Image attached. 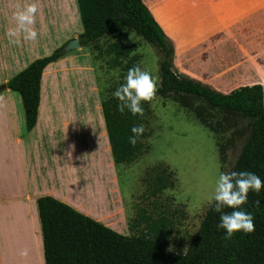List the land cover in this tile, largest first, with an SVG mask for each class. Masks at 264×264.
I'll return each instance as SVG.
<instances>
[{"label":"crops","instance_id":"0c3cea01","mask_svg":"<svg viewBox=\"0 0 264 264\" xmlns=\"http://www.w3.org/2000/svg\"><path fill=\"white\" fill-rule=\"evenodd\" d=\"M143 1L174 41L179 73L225 94L252 85L264 90V0ZM26 2L0 0V264H46L42 197L124 236L146 237L185 254L196 230L185 228L188 216L174 192L176 172L154 161L153 140L170 134L154 124L155 104L165 108L175 102L201 125L209 111L235 127L250 130L252 121L224 115L201 98L162 93L160 68L143 115L118 112L112 93L128 69L139 65L148 71L145 40L120 30L45 68L37 122L28 131L22 96L4 86L35 60L78 39L84 28L78 0H38V42H25L21 35L19 45L10 44L12 15ZM139 124L145 131L132 146L130 129Z\"/></svg>","mask_w":264,"mask_h":264},{"label":"trees","instance_id":"16d2710c","mask_svg":"<svg viewBox=\"0 0 264 264\" xmlns=\"http://www.w3.org/2000/svg\"><path fill=\"white\" fill-rule=\"evenodd\" d=\"M78 5L84 28L78 38L81 47L120 30L134 32L156 52L162 93L201 98L226 115L250 119L252 126L232 171L252 172L264 182L261 85L243 86L225 94L179 73L174 67L175 44L143 0H78ZM67 44L50 56L35 60L4 86L22 96L28 131L37 122L43 72L67 53ZM38 208L46 264H264V186L259 194L250 191L243 206L252 213V233H236L231 239H224L223 230L217 229L219 214L210 207L183 255L146 237L119 234L52 197L40 198Z\"/></svg>","mask_w":264,"mask_h":264},{"label":"rangeland","instance_id":"374dc122","mask_svg":"<svg viewBox=\"0 0 264 264\" xmlns=\"http://www.w3.org/2000/svg\"><path fill=\"white\" fill-rule=\"evenodd\" d=\"M142 48L147 69L156 77L155 69H159L156 52L145 41ZM154 108L157 114L154 124L170 131V134L153 140L154 161L160 159L176 172L174 192L178 190L177 201L182 202L179 207L188 216L185 228L197 231L211 207L206 198L214 186L217 172L233 170L249 127H235L230 123L232 120L214 111L205 112L208 120L201 125L175 102H168L165 108L157 103Z\"/></svg>","mask_w":264,"mask_h":264},{"label":"clouds","instance_id":"9594fccd","mask_svg":"<svg viewBox=\"0 0 264 264\" xmlns=\"http://www.w3.org/2000/svg\"><path fill=\"white\" fill-rule=\"evenodd\" d=\"M38 14V0H28L22 9L13 13L14 27H10L6 32L10 44L19 45L21 35L25 42L33 45L38 42V33L34 28ZM156 90L157 78L139 65H134L128 69L123 83L112 93V97L117 101L116 109L121 114L127 112L134 117L142 116V104L151 101ZM144 131L143 124L133 126L130 129L128 143L135 146ZM262 186L264 182L252 172L218 170L214 186L206 201L212 211L219 214L217 229L223 230L224 239H231L236 233L242 235L252 233L253 216L251 212H246L243 206L247 203L248 193L251 191L259 194ZM225 209L231 211L226 212Z\"/></svg>","mask_w":264,"mask_h":264},{"label":"water","instance_id":"95a60500","mask_svg":"<svg viewBox=\"0 0 264 264\" xmlns=\"http://www.w3.org/2000/svg\"><path fill=\"white\" fill-rule=\"evenodd\" d=\"M80 47L81 46H80L79 40L74 39L65 46V51L68 52V51L76 50V49H79Z\"/></svg>","mask_w":264,"mask_h":264}]
</instances>
